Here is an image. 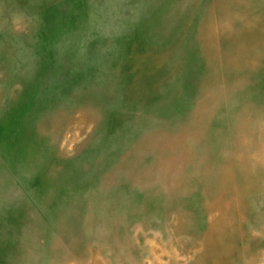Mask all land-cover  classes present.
<instances>
[{
	"label": "rangeland",
	"instance_id": "rangeland-1",
	"mask_svg": "<svg viewBox=\"0 0 264 264\" xmlns=\"http://www.w3.org/2000/svg\"><path fill=\"white\" fill-rule=\"evenodd\" d=\"M212 1L0 0V264H264V75L208 93Z\"/></svg>",
	"mask_w": 264,
	"mask_h": 264
},
{
	"label": "bare ground",
	"instance_id": "bare-ground-1",
	"mask_svg": "<svg viewBox=\"0 0 264 264\" xmlns=\"http://www.w3.org/2000/svg\"><path fill=\"white\" fill-rule=\"evenodd\" d=\"M195 50L208 93L219 89L222 71L264 75V0H213Z\"/></svg>",
	"mask_w": 264,
	"mask_h": 264
}]
</instances>
